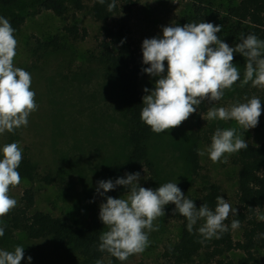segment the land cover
Segmentation results:
<instances>
[{"label":"trees","instance_id":"1","mask_svg":"<svg viewBox=\"0 0 264 264\" xmlns=\"http://www.w3.org/2000/svg\"><path fill=\"white\" fill-rule=\"evenodd\" d=\"M26 1L0 0V16L10 21L15 33L29 15L24 9H30L31 15L50 12L65 22L61 28V37L38 41L37 51L62 50L63 44L69 41L84 40L87 31L79 27L76 17L78 13L85 12L96 25L93 52L116 84L125 145L119 159L105 168V180L115 181L126 173L140 172L141 177L144 174L149 177L140 186L158 188L159 153L168 147L175 153L179 163L180 174L176 179L177 184L180 182L178 187L198 208L206 203L214 210L216 198L221 196L220 188L207 176L200 175L197 154L201 145L211 142L216 129H222L221 124H211L206 128L201 124V114L213 102L204 101L197 112L179 127L160 134L154 133L140 119L143 107V95L139 89L141 71L129 42L127 23L120 16L121 11L134 5L136 0H117L116 7L111 12L107 9L111 0H106L103 5L98 0H91L89 6L85 5V0H28V5H25ZM185 8L182 17L185 24L203 21L222 25V30L217 35L230 47L240 42L241 33L255 34L264 40V0H229L224 4L221 0H188ZM235 57L241 62L239 71L243 79L245 58L239 53ZM2 144H7V138L3 139ZM231 162L236 167L237 214H230L224 222L228 225V231L222 233L219 239L205 240L197 231L203 221H198L193 231L189 232L186 218L179 212L174 213L175 205L170 203L165 206V216L162 217L177 224V234L162 246V264H232L226 255L235 251L243 255L238 264L261 262L262 258L259 257L264 252V221L258 217L264 215V140L258 145L248 143L247 149L232 155ZM17 170L22 178L18 185L22 187V193L17 206L0 218V226L5 227V234L0 237V246L7 243L15 233H20L30 241L48 240L69 264H95L97 260L105 264L125 262L117 260L106 251L98 250L99 236L108 230L99 219L100 204L106 202L107 196L119 198L124 195L126 189L123 186H117L104 196L96 192L97 186L92 192H85L83 214L78 219H73L65 214L55 216L35 207L34 185L57 184L55 176L51 173H39L36 164L26 156H23ZM232 220L240 221L239 228L235 229L241 232L238 241L232 239V232L235 231L230 226ZM136 255L130 256L126 261L134 259Z\"/></svg>","mask_w":264,"mask_h":264},{"label":"rangeland","instance_id":"2","mask_svg":"<svg viewBox=\"0 0 264 264\" xmlns=\"http://www.w3.org/2000/svg\"><path fill=\"white\" fill-rule=\"evenodd\" d=\"M90 1L85 0V5L89 6ZM187 1L136 0L134 5L120 13L127 23L129 42L141 71L139 89L143 96L147 94L143 89H153L158 77H150L142 71L150 66L143 64L142 42L145 38L162 37L163 26L171 23L183 26L185 23L182 17ZM227 1L221 0L222 4ZM28 3L27 0L25 5ZM24 11L29 15L15 33L18 47L14 63L31 74V89L36 93L38 108L30 114L26 127L0 135V148L6 138L7 143L19 142L23 156L36 164L39 173H51L56 177L57 184L34 185L37 209L51 212L55 216L65 214L78 219L83 214L85 192H92L98 181L105 180V168L116 162L125 150L117 87L94 55L96 25L85 12L76 16L79 27L87 31L84 40L69 41L63 44L62 50L43 52L42 49L37 51V42L61 37V28L65 22L50 12L31 15L30 9ZM235 54L233 63L240 69L241 62ZM166 70L167 62L165 74ZM253 96L261 100L262 113L257 127L244 132V139L249 144L258 145L264 140V89L254 88L251 83L241 87L240 81H237L230 90H225L222 99L213 102L201 114V124L205 128L211 124H221L222 129L235 127L239 133L241 130L234 120L209 121L202 116H206L210 107H230L236 102L244 103L245 98L251 99ZM210 143L201 145L199 149H206ZM232 155L227 156L226 163L223 158L221 162L213 163L207 152L204 156L199 155V173L217 184L221 196L233 208H237L236 167L231 162ZM159 157V184L177 183L180 170L175 153L167 147L160 151ZM147 180L149 177L144 174L139 184ZM197 182L196 188L199 190ZM21 193L22 187L18 186L11 189L9 194L18 203ZM154 223L159 226V230L149 233L150 245L134 259L121 264H162V246L175 238L177 224L163 217ZM240 235L239 230L233 231V241L240 240ZM18 245L25 247L21 264H29V256L32 257L30 264H69L48 240L30 241L20 233H15L7 243L0 246V250L14 251ZM242 256L236 251L226 255L232 264H238ZM259 258H262L259 264H264V252L260 253Z\"/></svg>","mask_w":264,"mask_h":264},{"label":"clouds","instance_id":"3","mask_svg":"<svg viewBox=\"0 0 264 264\" xmlns=\"http://www.w3.org/2000/svg\"><path fill=\"white\" fill-rule=\"evenodd\" d=\"M105 2L98 0L102 5ZM116 2L111 0L108 3L109 12L115 9ZM222 27L203 21L183 26L171 23L162 27V37L143 40V64L150 66L142 71L158 79L153 89H143L147 94L142 97L140 119L154 133L179 127L197 112L204 101L212 103L221 100L225 90H230L237 81H240L241 87L251 83L254 88L264 89V40L255 34L241 33L240 42L230 47L217 35ZM15 31L10 21L0 16V135L26 127L30 114L38 108L36 93L31 89V74L14 63L18 47ZM123 43L124 40L121 41ZM235 53L246 61L242 80L237 65L233 63ZM245 99L244 103L236 102L230 107H210L207 110L203 119L234 120L241 131L238 133L235 127L217 128L210 145L203 150L197 149L198 155L204 156L207 152L213 163L221 162L222 158L226 163L227 156L248 148L244 132L257 127L262 102L255 96ZM0 154L2 218L17 206V200L9 193L21 183L17 169L23 159V149L19 142H11L0 148ZM140 179V172H135L126 173L115 181L108 179L97 182L96 192L100 196L115 190L117 186L126 189L119 198L107 196L106 202L100 204L99 211V219L108 230L99 236L98 250L106 251L121 262L142 253L150 245L149 233L159 230L154 222L165 216V206L170 203L175 205L174 213L179 212L186 218L189 232L193 231L198 221H203L197 231L205 240L219 239L222 233L228 231V225L224 222L230 214H237V209L223 196H217L214 210L206 203L198 208L177 183L168 182L152 189L140 186ZM258 219L264 221V215ZM230 226L235 230L239 228L240 221L232 220ZM4 234L5 227L0 226V237ZM24 249V246L18 245L14 251L0 250V264H21ZM27 259L30 264L32 257ZM95 264H103V261L97 260Z\"/></svg>","mask_w":264,"mask_h":264}]
</instances>
